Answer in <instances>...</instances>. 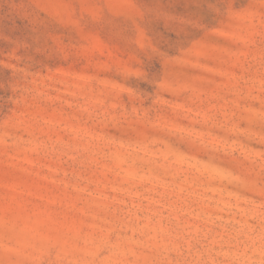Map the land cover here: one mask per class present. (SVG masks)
<instances>
[{
	"label": "rangeland",
	"instance_id": "rangeland-1",
	"mask_svg": "<svg viewBox=\"0 0 264 264\" xmlns=\"http://www.w3.org/2000/svg\"><path fill=\"white\" fill-rule=\"evenodd\" d=\"M0 264H264V0H0Z\"/></svg>",
	"mask_w": 264,
	"mask_h": 264
}]
</instances>
